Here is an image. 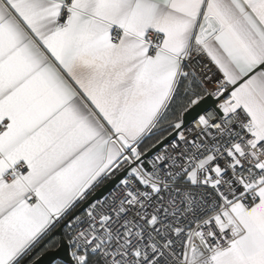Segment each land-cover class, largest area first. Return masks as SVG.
Masks as SVG:
<instances>
[{"label":"snow or ice","instance_id":"obj_1","mask_svg":"<svg viewBox=\"0 0 264 264\" xmlns=\"http://www.w3.org/2000/svg\"><path fill=\"white\" fill-rule=\"evenodd\" d=\"M45 262L264 264V0H0V264Z\"/></svg>","mask_w":264,"mask_h":264},{"label":"water","instance_id":"obj_2","mask_svg":"<svg viewBox=\"0 0 264 264\" xmlns=\"http://www.w3.org/2000/svg\"><path fill=\"white\" fill-rule=\"evenodd\" d=\"M43 259V258H42ZM45 264H46V262H45Z\"/></svg>","mask_w":264,"mask_h":264}]
</instances>
